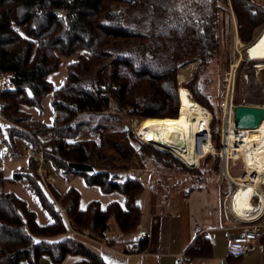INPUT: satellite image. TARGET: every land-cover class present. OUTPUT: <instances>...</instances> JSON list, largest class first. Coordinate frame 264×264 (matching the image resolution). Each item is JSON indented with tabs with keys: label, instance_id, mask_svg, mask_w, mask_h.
<instances>
[{
	"label": "trees",
	"instance_id": "obj_1",
	"mask_svg": "<svg viewBox=\"0 0 264 264\" xmlns=\"http://www.w3.org/2000/svg\"><path fill=\"white\" fill-rule=\"evenodd\" d=\"M181 1L0 0V73L9 76L8 86L0 91V117L8 122L1 137L2 156L16 153V139L34 145L33 138L40 142L45 158L54 164L53 168L47 167L54 177L56 173L80 176L87 185H97L104 193L120 192L124 196L123 207L111 202L101 208L98 202L90 201L80 208L77 190L69 187L60 194L53 183L47 185L53 200H60L73 231L104 238L110 246L118 241L106 236L109 220L120 235L137 230L140 218L137 197L142 184L128 178L117 181L118 174L98 168L126 167L139 173L144 170L143 165L149 169L176 171L182 164L170 153L140 143L139 148L146 152L138 153L142 165L122 136L107 134L103 147L104 135L120 128L117 113L102 111L107 97L113 99L117 111L124 109L128 115L146 118L153 127L162 123L165 132H175L179 136L178 67L197 60L198 67L192 77L196 78L212 60L224 55L220 47L222 32L219 34L218 15L228 13L223 6L226 0H206L203 5L198 4V13L179 7ZM247 2L229 0L244 57L246 47L264 31L252 43L264 25V13ZM118 38H134L138 43L128 51L117 53L108 69L99 67L110 55V43ZM230 39H233V32ZM73 55L75 59L65 66L63 82L54 87L48 76L58 70L62 58ZM241 63L235 68V80L240 76ZM184 85L195 103L211 114V143L217 150L218 107L215 109L210 102H202L187 83ZM47 94H50L53 113L49 124L33 120L20 110L21 105L39 108L41 98ZM82 133L86 138H80ZM123 133L133 148V135L126 130ZM163 140L164 137L159 138L155 143L161 142V147L169 151L176 149L174 145H165ZM28 159L29 170L14 171L10 180L18 181L34 194L51 221L38 224L34 212L24 201L12 192L1 191L0 264L20 261L38 264L41 256L59 264L67 255L81 258L74 264H105L71 237L58 241L44 239L64 233L66 226L39 184L36 161ZM236 164L228 168L229 173L234 171ZM5 180L0 169V186ZM145 247L146 241L140 239L134 243L133 250L143 251ZM210 250L209 240L198 235L184 254L191 259L207 256Z\"/></svg>",
	"mask_w": 264,
	"mask_h": 264
},
{
	"label": "crops",
	"instance_id": "obj_2",
	"mask_svg": "<svg viewBox=\"0 0 264 264\" xmlns=\"http://www.w3.org/2000/svg\"><path fill=\"white\" fill-rule=\"evenodd\" d=\"M248 2L264 11V0H248ZM236 40L238 38L234 27L233 43ZM66 60L72 61V56L62 58L58 70L48 76V80L54 87H58L64 80ZM8 78L7 74L0 73V91L8 86ZM20 110L29 114L33 120L49 124L53 115L50 107V94L41 98L39 108L21 105ZM7 126L8 122L0 117V169L6 179L0 186V192H12L34 212L38 224H47L51 221V217L42 208L37 197L18 181L10 180L14 171L29 170V159L23 152L24 141L21 139L15 140V154L2 156L4 149L1 137ZM136 177L143 183V190L137 198L140 210L138 228L132 233L120 235L115 225H109L108 222L106 236L117 238V244L110 246L106 244L104 238L99 239L87 233L69 231L64 212H59V214L66 226L65 232L44 239L58 241L64 237H71L99 256L105 264H176L179 256L188 264H264V226L260 228V237L251 240L244 253L230 255L226 252L227 241L239 233L242 223L226 209L222 196L218 194L216 188H197L185 193L178 192L174 200L157 209L156 201H150L155 194L150 189L149 179L144 173ZM120 179L119 177L117 181ZM71 183L66 184L60 194L69 187L77 190L80 208H84L90 201L98 202L101 208L111 202H116L123 207L124 196L118 191L104 193L97 185H87L80 176L72 178ZM250 206L251 204H249V209ZM261 211L264 216L263 207L258 210L254 209L249 214H259ZM140 231H144L145 235H140ZM198 235L209 240L210 253L207 256L188 259L184 254L185 249ZM140 239L146 241V247L143 251H134V243ZM80 259L76 255H67L59 264H74ZM18 264L28 263L20 261ZM38 264L53 263L47 256H41Z\"/></svg>",
	"mask_w": 264,
	"mask_h": 264
},
{
	"label": "rangeland",
	"instance_id": "obj_3",
	"mask_svg": "<svg viewBox=\"0 0 264 264\" xmlns=\"http://www.w3.org/2000/svg\"><path fill=\"white\" fill-rule=\"evenodd\" d=\"M205 1L206 0H182L179 7L181 8L186 7L187 10H189L190 12L198 13V9H197L198 4L203 5ZM225 2L226 3L223 4V6L228 9V13H222L218 15V21H219L218 23L219 26L221 27L219 29V34L220 32H222V37H220L221 40L220 47L224 49L223 50L224 55L218 56L217 57L219 58L218 60L216 59L212 60L210 62V65L205 70H203L201 74H199L196 78H192V77L194 76L195 71L198 67L197 60L188 61L180 65L176 71V80H177V88L179 90V95H181L180 94L181 92H187V91L189 92V90L184 85L185 83H187L188 86L193 89L194 91L193 93L197 97H199V99L202 100V102L204 103L210 102L211 105L216 109L218 107V102L222 98L221 78L223 76V73L225 71H228L230 66H232L234 62L236 63L234 64L235 68L239 64V62H242L241 63L242 67L240 69V76L237 77V80H235V76H234L233 103L235 105L263 107L264 106V75L261 72H256V70L252 67V65L264 64V60H248V58H246L248 47L247 49H245L246 57H244L242 51H240L243 44L237 45L241 42L236 40L238 42V43L236 42L237 43L236 44L233 43V39L232 40L230 39V33L234 32L235 24H234L232 11L230 9L229 0H226ZM247 3L248 5H251L249 2ZM251 6L256 8L253 5ZM258 10L264 13V11L260 9ZM263 29H264V25L260 27L253 41H255L256 37L261 33ZM137 43L138 40L134 38H130V39L118 38L113 40L109 46L110 47L109 57L106 60H104L99 67L101 68L104 67V69H108L110 67V64L114 56L117 53L128 51L132 45H136ZM75 57L76 56L73 55L72 60H74ZM68 61L70 60H66L67 63ZM251 61H255V62L253 63ZM190 97L195 101V99L191 96V94ZM192 104L197 106V103L195 102ZM218 111H219V107H218ZM116 113L118 114L120 119L118 123L120 128L116 131H108L104 135L103 147H104L105 136L107 134H111L112 136H122L126 141L128 148L132 152H134L139 158L138 153H146L143 149L139 148L140 143L154 147L152 144H150V142L155 143V141L163 137L161 134L165 132V130L163 129L162 123H159V125L153 127L152 125H150L147 119L128 115L124 109H122L121 111L116 110ZM116 113H112V114H116ZM220 124H221V118L219 112L218 131L220 129ZM125 130L129 131L135 139L131 141V145L133 146L134 149L130 147L128 141L124 137L123 131ZM85 136L86 134L82 133V135H80V138H86ZM218 145H219V139H218ZM102 148H94V149H102ZM164 150L170 153L172 156L181 158V152L177 147L174 151L173 150L169 151L167 149ZM214 151L217 152V150L215 149ZM177 158L176 160L179 161L182 164V166L178 165L176 171L169 170L167 168L163 169L157 167H152L149 169L148 167L143 165L140 158L139 160L143 165L144 170L140 171L139 173H133L126 167H121L116 171L115 170L113 171L107 170V171H109L112 174H118L117 179L120 177L121 178L120 181H123L125 178L137 180L138 177L136 176H139L140 174L144 173L145 177H147V179H149L150 181V189L155 194V197L152 196L150 201L153 200L156 201L157 209L159 208V206H165L167 205V203L174 200L178 192L185 193L188 190L197 189V188H205V189L216 188L218 190V194L222 196L223 204L225 205L226 209H228L227 207L228 188H227V184L224 181H220L219 179V173H220L219 158H217V156L207 154L205 157L199 159L196 165H188V166L184 165ZM235 163L237 164L233 168L234 171L230 173L228 172L230 175L232 174L231 175L232 177L241 176L244 171V166L241 160H237L235 161ZM102 170H106V169L102 168ZM74 177L75 175L63 176L60 173H56L55 181L53 183L55 189L58 190V192L60 193V191L63 189V187L66 184L68 183L72 184L71 179ZM140 182L142 184V190H143V183L142 181ZM262 192L264 193V189H262ZM59 202L60 200L55 198V202L53 203L55 207L57 205L58 208L61 210L63 208ZM252 202L256 210L262 208L263 206V202L261 201V197L258 192H255L253 194ZM112 224L113 222L112 220H110L109 225ZM67 227L68 230L71 231L68 225ZM78 233H87V232L83 231ZM91 236L99 238L95 235H91Z\"/></svg>",
	"mask_w": 264,
	"mask_h": 264
},
{
	"label": "built area",
	"instance_id": "obj_4",
	"mask_svg": "<svg viewBox=\"0 0 264 264\" xmlns=\"http://www.w3.org/2000/svg\"><path fill=\"white\" fill-rule=\"evenodd\" d=\"M234 76H235V67L232 68L230 66L229 70L225 71L221 78L222 98L218 102L221 124L219 129V145L217 152L214 151L213 145L211 143V136L209 130L210 119H209L206 124V127L201 132L202 134L196 137V155L194 154L197 160L196 163L190 164L189 162H185L183 159L177 157L176 158L180 160L184 165L188 166V165H196L199 159L205 157L207 154H217L220 163L219 179L220 181H224L227 184V188H228L227 207L229 209V212L238 221L242 223L239 233L227 241L226 252L230 255H239L246 251L247 245L250 243L251 240L260 237V228L264 226L263 212L261 211V213L259 214L256 213L249 214V213L255 209V207L252 204V196L255 192H258L261 197V201L263 202L262 207L264 211V193L262 192L263 188L260 185L261 182L255 186L252 185V190L248 193V202L249 204H251L250 209L249 210L244 209L240 214H237L234 211H232L231 206L229 205L230 197H233L238 190L242 189L244 187L243 185L254 184L257 175L255 169L252 168L248 170V167L251 166L249 165L250 162L247 164V162L242 157H238L239 155L237 150L239 149V146H237V138L239 136L240 131L234 127V121H233V108L235 106V104L233 103ZM12 87L13 86L10 85V88ZM102 111L108 114L116 113L115 102L110 96L107 97L106 105L103 107ZM32 140L34 141V145H32L29 142L23 143V147H22L23 152L27 158H32L36 161L35 170L38 175L39 184L42 187V189L46 192L48 197L53 202H55V200H53V198L51 197L47 187L49 183H54L55 181V177L47 168V167L53 168L54 164L45 158L40 142L34 140L33 138ZM208 142L212 146L213 151L212 152L208 150L202 151L203 143H208ZM150 144H152L155 148L161 151H165L161 147L162 144L161 142L160 143L150 142ZM237 160H241L244 166V171L241 176L232 177L228 173V168L229 166L234 165L235 161ZM106 170L113 171L115 169H106ZM56 208L61 213L64 212V210L63 209L60 210L57 205ZM71 231L73 230L71 229ZM139 234L145 235V232L140 231ZM176 264H188V263L181 256H179L176 259Z\"/></svg>",
	"mask_w": 264,
	"mask_h": 264
},
{
	"label": "bare ground",
	"instance_id": "obj_5",
	"mask_svg": "<svg viewBox=\"0 0 264 264\" xmlns=\"http://www.w3.org/2000/svg\"><path fill=\"white\" fill-rule=\"evenodd\" d=\"M237 45H241V43ZM247 58L248 60H264V31L261 33L258 39L248 47ZM251 62L254 63L255 61ZM234 64L236 63L234 62ZM234 64H232V68L235 66ZM252 67L256 70V72H261L264 75V64L252 65ZM180 94L181 95L179 97L181 104L178 114L180 119L179 137L183 145L182 147L175 146V148L177 147L180 150L185 162L195 164L197 161L195 156L196 137L202 134L201 132L206 127L211 115L208 111L201 108L202 106H196L192 104L195 101L191 99L188 91L181 92ZM238 130L240 131L237 138V146H239V149L237 150L239 155L238 157H242L247 162V164L250 162L249 165L251 166L248 167V170L253 168L257 173V175L255 174L256 179L254 184L243 185L244 187L242 189L238 190L233 197H230L229 205L231 206L232 211L240 214L244 209L249 210L248 193L252 190V185L255 186L260 183V180H262L264 176V117L256 128ZM162 142L165 145H170L165 140ZM207 150L210 152L213 151V148L209 142L203 143L202 145V151Z\"/></svg>",
	"mask_w": 264,
	"mask_h": 264
},
{
	"label": "water",
	"instance_id": "obj_6",
	"mask_svg": "<svg viewBox=\"0 0 264 264\" xmlns=\"http://www.w3.org/2000/svg\"><path fill=\"white\" fill-rule=\"evenodd\" d=\"M263 117H264L263 107L235 105L233 108V121H234V127L236 129L256 128ZM162 136L165 138V141L168 144L178 147H182L183 145L180 137L175 132H163ZM261 187L264 189V176L261 180Z\"/></svg>",
	"mask_w": 264,
	"mask_h": 264
}]
</instances>
